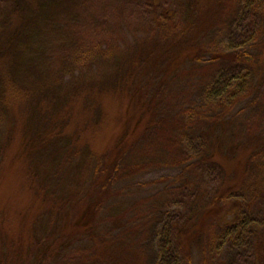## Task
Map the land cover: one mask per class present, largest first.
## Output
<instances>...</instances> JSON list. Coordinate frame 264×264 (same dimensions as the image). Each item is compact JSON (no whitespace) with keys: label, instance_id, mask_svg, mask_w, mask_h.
I'll use <instances>...</instances> for the list:
<instances>
[{"label":"trees","instance_id":"obj_1","mask_svg":"<svg viewBox=\"0 0 264 264\" xmlns=\"http://www.w3.org/2000/svg\"><path fill=\"white\" fill-rule=\"evenodd\" d=\"M9 1L0 16V88L7 78L21 96L22 152L28 163L66 151L55 162L57 186L51 180L38 191L56 222L47 226L38 212L13 264H55L87 245L95 249L86 262L162 264L169 243L187 264L196 250L206 264H236L246 248L264 264V0H151V20L136 21L141 35L128 45L117 38L104 63L77 74L62 64L71 51L58 43L102 1L84 10L86 0ZM102 26L111 35L119 29ZM127 26L135 30L134 19ZM54 47L60 57L47 65ZM102 94L119 97L120 128L91 152L76 129L98 124ZM156 133L170 162L150 187L141 174ZM181 198L183 216L162 214Z\"/></svg>","mask_w":264,"mask_h":264},{"label":"rangeland","instance_id":"obj_2","mask_svg":"<svg viewBox=\"0 0 264 264\" xmlns=\"http://www.w3.org/2000/svg\"><path fill=\"white\" fill-rule=\"evenodd\" d=\"M101 1L106 7L102 8V4H100L97 8H88L83 14L87 21L80 22L77 26H71L70 31L75 34L68 38L69 40L66 44L58 43L64 50L71 51V53L67 52L66 55L64 54L61 57V61L67 68L77 69L76 72H73L75 74L78 73L80 67L95 69L102 62L104 63L106 60L105 56L108 53L107 49L113 44L123 40L125 45H128L135 36L141 35L143 30L140 31L139 29L143 25H138L136 21L141 17L145 18L146 21L151 20L152 15H149L150 7L155 9L150 4L151 0ZM86 2H89V0H86L83 4L79 3L83 10ZM9 6V0H0V16L4 12H8ZM116 8L119 11L118 13L115 11ZM131 18L134 19L135 30L127 26ZM104 23L107 25L114 24L119 29L111 35L102 26ZM105 45L106 48H103ZM111 48L117 49L116 47ZM57 50L61 49L53 48L47 65H53L57 62V57H60L55 52ZM71 74V71L68 70L63 81L66 82L68 79H72ZM26 75L28 74L26 73L24 76ZM27 82H32L30 76ZM4 84L5 86L2 85L0 88V264H13L15 261L14 253L17 252L16 249L23 252L29 246L34 219L38 212L40 213L39 217L43 218L42 222H45L47 226H52L56 222L55 214L50 213L49 208H46L48 204L42 202L40 199L41 194L38 191L41 185L46 187L52 180L56 169L55 162L56 160L64 162L66 151L61 150L58 153H54L53 150H50V152L45 151L37 157V161L35 158L29 157V162L27 163L28 160L25 158L20 145L23 118L20 116L22 114L18 105L21 96L18 94V88L15 83H10L5 78ZM118 100L119 97L115 95L102 94L99 97L100 116L98 124L88 125L87 128H75L80 146L85 143L89 146L91 152H100L105 145L114 140L116 131L120 128ZM146 153L153 155V162L149 163L148 168L141 174L143 175L142 181L149 183L150 187H157L154 182H158V178L166 171L165 169L167 168L165 167L170 162V151L163 134L156 133L151 146L146 143ZM79 163L80 169L79 172H76L80 174V183L84 178L82 176L86 168H88L86 157L84 158L83 156ZM56 180H52L50 184L57 186ZM214 180L215 178L213 177L209 179L210 187L216 183ZM63 183L65 188L68 187L69 178H66ZM210 198L206 200L208 201ZM183 200L181 198L179 202L171 203L169 208L162 209V214L170 215L172 213L180 218L184 214ZM57 217L56 215V220ZM160 221L162 225L166 223L164 220ZM38 233L43 234L44 232L40 231ZM155 242L158 243L156 239L148 243V245L151 244L153 247L154 254L157 251L154 246ZM172 245L173 243L162 245L171 248L163 256L166 260L162 264H187L185 251H179L180 254H177ZM13 249L15 250L14 252ZM91 249H95V247L88 245L86 247L76 246L71 250L74 253L72 257L64 256L56 261L55 264H97L86 262L85 260L92 252ZM193 258L194 264H206L205 258L202 257L199 250L194 252ZM135 261L139 262L140 260L135 259ZM254 261L251 251L246 248L241 249V252H239L236 264H254ZM143 263L157 264V260L151 259L150 262H145L143 259L141 264Z\"/></svg>","mask_w":264,"mask_h":264}]
</instances>
